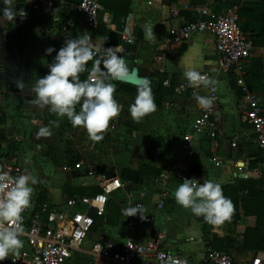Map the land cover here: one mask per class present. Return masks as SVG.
<instances>
[{"label": "crops", "instance_id": "crops-1", "mask_svg": "<svg viewBox=\"0 0 264 264\" xmlns=\"http://www.w3.org/2000/svg\"><path fill=\"white\" fill-rule=\"evenodd\" d=\"M79 1L15 0L17 14L24 10L26 18L0 17V159L16 158L24 172L38 179L29 211H64L67 200L100 193L94 177L86 173L94 169L119 178L120 187L109 193L107 215L94 220L81 252L65 264H104L89 254L97 241L121 245L131 239L145 244L159 236L162 247L186 264H203L208 249L226 254L233 264L250 263L264 252V163L252 137L242 136L250 128L241 115L249 95L256 97L264 111V0H98L95 28L88 27L76 12ZM233 7L239 27L253 45L251 57L242 63L243 86L237 83L236 72L217 71L211 35L198 34L179 45L172 44L169 36L170 28L200 19L201 11L209 14L204 20H213ZM148 25L153 26L155 41L145 38ZM85 32L101 49L119 46L131 72L126 82L112 81L122 111L110 121L99 142L90 141L83 127L74 128L66 116H57L49 106L34 104L31 92L35 81L48 74V65L57 54L46 55L45 50L54 47L58 51L67 39ZM125 37L133 42L126 43ZM92 63L80 74L81 80L87 78ZM188 66L216 81L214 138L207 129L194 130L202 110L194 93L208 96V86L189 87L183 77ZM142 76L150 79L154 95L163 89V106L136 123L128 112L135 98L129 91H137ZM166 79L170 89L163 87ZM17 81L24 83L23 89ZM181 86L184 92L177 94ZM41 127H49L52 135L37 137ZM76 162L83 165L81 171L71 169ZM193 166L199 169V183L208 179L221 183L235 209L230 221L213 227L175 203L173 193L181 184L177 177L187 173L191 179ZM125 170L142 171L140 183L123 181ZM161 192L167 202L157 211ZM135 204L144 206L146 217L154 216L153 224L143 223L139 214H122L125 207ZM21 239L20 251L26 248L25 234ZM12 256L0 264H7Z\"/></svg>", "mask_w": 264, "mask_h": 264}, {"label": "clouds", "instance_id": "clouds-1", "mask_svg": "<svg viewBox=\"0 0 264 264\" xmlns=\"http://www.w3.org/2000/svg\"><path fill=\"white\" fill-rule=\"evenodd\" d=\"M0 4L3 5L0 17L9 21L17 15L26 18L24 10L17 14L13 6L15 0H0ZM145 38L156 40L152 25L146 26ZM45 52L46 55L57 54L48 65V74L37 79L31 89L33 103L40 107L49 106L51 112L59 117L66 116L74 128L83 127L90 141L103 140L110 121L122 111V106L114 98L116 87L112 81L126 82L131 75L126 61L119 54V46L101 49L93 45L91 36L85 32L75 39H67L58 51L48 47ZM89 61L93 62L91 71L86 79L81 80L80 74L86 71ZM183 77L192 88L216 83L192 66L185 67ZM16 85L19 89L24 88L22 81H17ZM194 98L201 109L209 110L213 106L214 100L210 96L194 93ZM77 105L79 111L76 110ZM156 109L150 79L139 77L134 101L128 107L133 122L139 123ZM51 135L49 127H41L37 133V137ZM37 183L38 179L27 171L12 177L8 171L0 170V262L11 255H20L24 246L21 237L25 233L23 213L32 205L33 186ZM173 196L177 205L190 210L196 218L202 217L213 227L230 221L235 210L232 201L224 195L221 183L212 179L201 184L195 178H184L183 183L176 186ZM146 211L144 206L135 204L125 207L122 214L126 217L139 214L144 220ZM167 264L181 262L169 256Z\"/></svg>", "mask_w": 264, "mask_h": 264}, {"label": "built area", "instance_id": "built-area-1", "mask_svg": "<svg viewBox=\"0 0 264 264\" xmlns=\"http://www.w3.org/2000/svg\"><path fill=\"white\" fill-rule=\"evenodd\" d=\"M64 2V0H59ZM98 0H80L76 6V12L83 18L85 24L95 28L97 24ZM200 19L188 22L181 26L170 28L169 36L172 44L179 45L189 41L198 34H209L215 39L216 69L219 73L228 74L236 72L237 83L241 86L243 82L244 60L252 55L253 45L249 34L243 32L239 27V17L236 8H230L224 14L213 20H204L208 17L207 11H201ZM124 41L131 44L133 41L125 37ZM206 78L214 80L208 74H202ZM169 79L164 80L163 87L170 89ZM208 96L214 100L209 110L202 109L194 121V130L201 129L210 131L209 136L215 137V124L213 116L218 102L216 83L207 87ZM184 92L181 86L176 90L177 94ZM241 121L249 126L247 132H242L246 138L252 137L260 153V159L264 163V111L259 106L254 95L248 96L247 107L242 112ZM232 143V147H235ZM215 163V166H219ZM75 171H81L83 165L80 162L73 164ZM0 170H6L12 177L25 172L21 169L16 158H1ZM70 170V168H65ZM86 173L94 177L100 193L94 196L74 197L66 201L64 211L50 210L44 208L42 212L24 213L28 218V227L25 230L26 248L20 251L19 256H12L7 264H65L75 254L81 252L83 245L90 234L94 220L104 218L109 208V193L120 187V179L114 176L101 174L97 170H86ZM178 180L183 183L184 178H189L187 173L180 174ZM199 183V182H198ZM167 195L159 194L156 210L165 208ZM90 210L95 211V219L89 215ZM154 216H147L143 223L151 225ZM162 237L151 239L145 244H140L128 239L124 244L106 240L94 242L90 249V256L98 259L104 264H167L168 257H174L185 264V261L171 251L165 250L161 245ZM264 263V252L258 254L250 263L240 264H262ZM203 264H233L232 260L224 253L211 249L205 251Z\"/></svg>", "mask_w": 264, "mask_h": 264}, {"label": "trees", "instance_id": "trees-1", "mask_svg": "<svg viewBox=\"0 0 264 264\" xmlns=\"http://www.w3.org/2000/svg\"><path fill=\"white\" fill-rule=\"evenodd\" d=\"M120 87V86H119ZM122 90V87H120ZM131 94L136 95V91H129ZM155 98V103L157 105V108H160L163 106V89H159V91L154 95ZM142 171L138 170V171H129V170H125L122 172L121 174V179L123 181H127V182H132V183H140V175H141Z\"/></svg>", "mask_w": 264, "mask_h": 264}, {"label": "water", "instance_id": "water-1", "mask_svg": "<svg viewBox=\"0 0 264 264\" xmlns=\"http://www.w3.org/2000/svg\"><path fill=\"white\" fill-rule=\"evenodd\" d=\"M189 174H190L191 178H195L197 181L199 180L200 172L196 166H193L192 168H190ZM89 215L91 218L95 219V211L94 210H90Z\"/></svg>", "mask_w": 264, "mask_h": 264}]
</instances>
